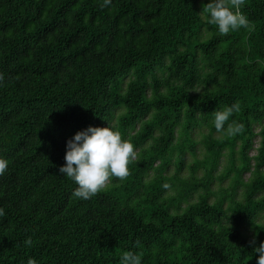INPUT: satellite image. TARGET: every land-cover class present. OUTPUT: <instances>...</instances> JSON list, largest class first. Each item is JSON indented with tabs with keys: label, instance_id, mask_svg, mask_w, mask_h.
I'll use <instances>...</instances> for the list:
<instances>
[{
	"label": "trees",
	"instance_id": "obj_1",
	"mask_svg": "<svg viewBox=\"0 0 264 264\" xmlns=\"http://www.w3.org/2000/svg\"><path fill=\"white\" fill-rule=\"evenodd\" d=\"M209 2L0 0V158L9 161L0 177V264H119L126 251L142 254L143 264H257L264 0L242 8L251 31L226 36L207 22ZM233 103L239 111L225 127L241 130L218 137L214 112ZM90 125L118 132L136 158L126 179L111 178L85 201L58 169L66 140ZM197 128L206 154L194 164L203 176L192 182L180 171L195 153ZM224 154L229 166L218 178L234 171L232 187L244 184L226 206L227 196L211 199L209 187Z\"/></svg>",
	"mask_w": 264,
	"mask_h": 264
},
{
	"label": "clouds",
	"instance_id": "obj_2",
	"mask_svg": "<svg viewBox=\"0 0 264 264\" xmlns=\"http://www.w3.org/2000/svg\"><path fill=\"white\" fill-rule=\"evenodd\" d=\"M246 0H210L203 11L208 15V23L214 25L217 34L226 36L230 32L244 29L252 30L248 17L242 8ZM112 0H103L101 8H108ZM5 76L0 73V86H3ZM239 111V104L214 112L213 125L217 133L235 136L240 132V126L233 122L225 127L226 123ZM136 158V152L131 142L122 139L121 135L107 127L88 126L77 131L65 143V163L58 171L76 184L72 195L79 200H90L104 190L111 178L126 179L130 172L128 165ZM9 161L0 158V177L8 170ZM5 216V211L0 208V217ZM24 243L31 246V239ZM254 243V241H253ZM253 252L258 253L257 264H264V241L258 247H253ZM27 264H38L34 258H29ZM119 264H143L142 254L132 251L123 252Z\"/></svg>",
	"mask_w": 264,
	"mask_h": 264
},
{
	"label": "rangeland",
	"instance_id": "obj_3",
	"mask_svg": "<svg viewBox=\"0 0 264 264\" xmlns=\"http://www.w3.org/2000/svg\"><path fill=\"white\" fill-rule=\"evenodd\" d=\"M201 34L203 37H206L209 32L207 31L206 28H202L201 29ZM259 125L255 126V132L258 130ZM216 136L221 137L222 134L221 133H214ZM192 138L195 142L194 145V155H190L189 152L187 154V160H186V165L184 168L181 169L180 171V177L183 179H187L190 180L192 182H198L199 180H201V177L203 176L204 173V169L202 167V165H198L197 167H195L194 164L196 163H201L202 160L205 157L206 154V149L203 143V136L201 134V130L199 128H197L193 133H192ZM253 147L248 151V164L249 167H253V163H254V159H253V155H255L256 153V148L258 146V137H255L253 140ZM235 166H239L241 165V161L238 157V154L235 155V161H234ZM229 166V158L226 154L222 155V157L219 159L218 162V166L216 171L214 172V176L212 181L209 184L210 190H211V195L210 198H220V197H224L227 196V199L225 200V206L228 204L229 201V195L231 193H233V197L239 198L242 197V191H243V186L244 184L242 183H238L235 187L233 186L234 183V171H230L228 176L224 177L222 180H220L218 178V176L222 173H224L225 170H227V167ZM170 172H172L174 170V167L171 165L170 167ZM193 175V177H191ZM250 176V172L248 170H244L241 173L240 176V180L244 183L247 182L248 178ZM234 188V189H233ZM200 192V188H197V190L193 193V198L196 197V194ZM184 204L182 203V206ZM257 221H261L264 222V218H258ZM249 228V230L252 229V227H247Z\"/></svg>",
	"mask_w": 264,
	"mask_h": 264
}]
</instances>
